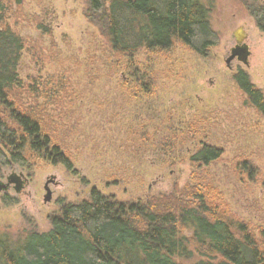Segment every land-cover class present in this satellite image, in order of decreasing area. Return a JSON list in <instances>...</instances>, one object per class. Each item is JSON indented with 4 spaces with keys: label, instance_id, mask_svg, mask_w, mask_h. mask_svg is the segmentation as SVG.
Wrapping results in <instances>:
<instances>
[{
    "label": "rangeland",
    "instance_id": "obj_1",
    "mask_svg": "<svg viewBox=\"0 0 264 264\" xmlns=\"http://www.w3.org/2000/svg\"><path fill=\"white\" fill-rule=\"evenodd\" d=\"M198 1L218 36L207 57L174 43L117 58L84 19L87 0L0 1L3 24L23 43L21 83L41 94L36 103L22 95L23 102L54 122L72 165L67 172L33 155L24 167H2L1 182L12 174L26 181L18 192H0V233L13 240L47 233L62 206L87 200L91 190L135 204L186 186H204L214 207L254 235L264 232V118L233 79L243 71L264 97V34L241 3ZM235 46L241 55L245 49V63L226 65ZM202 146L220 149V158L192 164Z\"/></svg>",
    "mask_w": 264,
    "mask_h": 264
},
{
    "label": "trees",
    "instance_id": "obj_2",
    "mask_svg": "<svg viewBox=\"0 0 264 264\" xmlns=\"http://www.w3.org/2000/svg\"><path fill=\"white\" fill-rule=\"evenodd\" d=\"M233 1L241 3L264 34V5ZM4 14L0 5V169L24 167L37 155L70 172L72 165L54 136V122L45 120L40 106L23 102L22 95L36 103L41 94L21 83L23 43L3 24ZM83 16L114 58L166 52L174 43L207 57L218 43L210 9L198 0H87ZM233 79L264 118V97L248 75L240 70ZM48 99L42 94L43 103ZM221 154L220 149L202 146L190 162L206 167ZM198 188L186 186L135 204L91 190L87 200L62 206L47 233L29 232L18 240L0 233V264H264V232L254 235L214 207L204 186Z\"/></svg>",
    "mask_w": 264,
    "mask_h": 264
},
{
    "label": "water",
    "instance_id": "obj_3",
    "mask_svg": "<svg viewBox=\"0 0 264 264\" xmlns=\"http://www.w3.org/2000/svg\"><path fill=\"white\" fill-rule=\"evenodd\" d=\"M241 52H242V49L239 47V46H235L231 51H230V55L229 57L226 59L225 61V64L228 65L230 61H232L234 58L237 59L238 61H242L243 63H245V56L247 55V53L245 52V49H244V54L241 55ZM12 176L14 177V182H12L13 184H15V191L18 192L21 188V185H24L23 184V181L24 182L26 181V179L21 175L19 174V176H15V174H12ZM10 184V181L7 179V183L3 184L0 182V192H5L7 190V187L9 186ZM45 192H46V195L44 197V202H47L49 200V190H47L45 188Z\"/></svg>",
    "mask_w": 264,
    "mask_h": 264
},
{
    "label": "flooded vegetation",
    "instance_id": "obj_4",
    "mask_svg": "<svg viewBox=\"0 0 264 264\" xmlns=\"http://www.w3.org/2000/svg\"><path fill=\"white\" fill-rule=\"evenodd\" d=\"M232 50V49H231ZM230 50V51H231ZM229 55H230V52H229ZM234 60V59H233ZM7 179L10 181V184H9V186L7 187V190L4 192V194H6V192H8L10 189H15V187H13V183L12 182H14V177L12 176V175H10L9 177H7L6 179H5V182H1V183H3V184H5V183H7ZM15 185V184H14Z\"/></svg>",
    "mask_w": 264,
    "mask_h": 264
}]
</instances>
